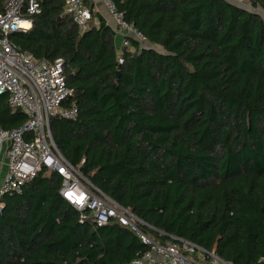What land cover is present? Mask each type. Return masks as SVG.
<instances>
[{
    "label": "trees",
    "instance_id": "1",
    "mask_svg": "<svg viewBox=\"0 0 264 264\" xmlns=\"http://www.w3.org/2000/svg\"><path fill=\"white\" fill-rule=\"evenodd\" d=\"M112 1L145 43L122 46L97 12L79 29L64 0H39L31 27L11 34L63 61L77 115L50 118L56 148L143 234L264 264V18L229 0ZM25 120L0 94V126ZM60 187L43 167L2 197L0 264H129L148 250L116 221H81Z\"/></svg>",
    "mask_w": 264,
    "mask_h": 264
},
{
    "label": "built area",
    "instance_id": "2",
    "mask_svg": "<svg viewBox=\"0 0 264 264\" xmlns=\"http://www.w3.org/2000/svg\"><path fill=\"white\" fill-rule=\"evenodd\" d=\"M64 3L72 22L79 29H86L93 20V10L85 0ZM101 3L112 28L122 36V46L129 45V38L141 44L146 42L143 33L124 18L112 0ZM39 11V0H5L0 12V94L7 95L12 110L19 109L26 115L20 127L5 130L0 126V211L2 197L21 192L23 185L44 167L61 177L59 193L79 212L81 221L89 217L96 225L116 221L149 246L129 264H230L189 241L176 238V242H160L143 234L138 228L140 219L94 186L58 151L49 127L50 118L59 115L73 119L77 115L76 105H65L73 90L66 83L63 61L36 59L28 51L18 49L11 39L13 32L28 30L30 16Z\"/></svg>",
    "mask_w": 264,
    "mask_h": 264
},
{
    "label": "crops",
    "instance_id": "3",
    "mask_svg": "<svg viewBox=\"0 0 264 264\" xmlns=\"http://www.w3.org/2000/svg\"><path fill=\"white\" fill-rule=\"evenodd\" d=\"M85 3L93 10L94 12L99 13L100 15L103 16V18L105 19V21L112 25L110 17L108 16V13L106 12L104 6L101 3V0H85ZM94 21L96 22V18H93ZM121 35L117 34V38H119V40L121 41Z\"/></svg>",
    "mask_w": 264,
    "mask_h": 264
},
{
    "label": "rangeland",
    "instance_id": "4",
    "mask_svg": "<svg viewBox=\"0 0 264 264\" xmlns=\"http://www.w3.org/2000/svg\"><path fill=\"white\" fill-rule=\"evenodd\" d=\"M234 2L240 6H242L243 8L249 9L251 11L256 12L257 14H259L262 18H264V9L260 8V7H253L249 0H234Z\"/></svg>",
    "mask_w": 264,
    "mask_h": 264
},
{
    "label": "water",
    "instance_id": "5",
    "mask_svg": "<svg viewBox=\"0 0 264 264\" xmlns=\"http://www.w3.org/2000/svg\"><path fill=\"white\" fill-rule=\"evenodd\" d=\"M176 240H179V238H177Z\"/></svg>",
    "mask_w": 264,
    "mask_h": 264
}]
</instances>
